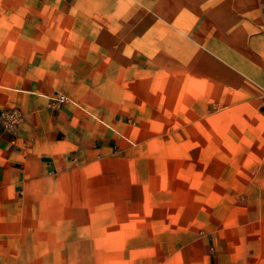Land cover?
Wrapping results in <instances>:
<instances>
[{
  "label": "rangeland",
  "instance_id": "rangeland-1",
  "mask_svg": "<svg viewBox=\"0 0 264 264\" xmlns=\"http://www.w3.org/2000/svg\"><path fill=\"white\" fill-rule=\"evenodd\" d=\"M131 1L147 15L111 31L49 1L0 0V76L58 82L85 57L94 73L65 101L100 130L49 152L57 167L22 191L0 183V264H264V36L241 46L235 25L206 21L213 1L172 16ZM14 108L17 123L2 114ZM30 115L0 94V141Z\"/></svg>",
  "mask_w": 264,
  "mask_h": 264
},
{
  "label": "crops",
  "instance_id": "crops-1",
  "mask_svg": "<svg viewBox=\"0 0 264 264\" xmlns=\"http://www.w3.org/2000/svg\"><path fill=\"white\" fill-rule=\"evenodd\" d=\"M50 6H57L66 15H86L95 17L93 21L105 27L114 25L115 17L119 15L146 16L147 12L131 0H43ZM140 4L150 0H137ZM215 2L219 11L217 18L206 21L211 24L235 25L229 28L237 31L243 42L241 46H253L264 36V0H154L156 15H174L173 9H202ZM165 5V6H164ZM170 9V11H166ZM165 10V11H164ZM199 14V12H186ZM263 21V30L261 26ZM139 25L140 23L137 22ZM112 31V30H111ZM261 35L257 33L262 32ZM76 46V45H75ZM79 46V45H78ZM81 46V45H80ZM70 65L64 69V75L58 82L46 77H40L36 72L26 76L19 75L16 70L0 76V94L5 95L9 105L20 104L31 113L29 126L23 129L15 144H11L9 135L0 141V183L13 191H22L36 178L49 175L58 165V161L47 157L51 151L73 152L77 147H83L99 137L98 123L85 114L73 101L52 103V96L62 92L69 97L80 91L79 83L94 73L92 62L83 56L66 59ZM3 80H8L10 88L6 91ZM92 90V89H91ZM17 91H22L18 93ZM4 92V93H3ZM53 106V107H52ZM56 108L57 110H52ZM64 143L59 148L60 134Z\"/></svg>",
  "mask_w": 264,
  "mask_h": 264
},
{
  "label": "built area",
  "instance_id": "built-area-1",
  "mask_svg": "<svg viewBox=\"0 0 264 264\" xmlns=\"http://www.w3.org/2000/svg\"><path fill=\"white\" fill-rule=\"evenodd\" d=\"M52 99L53 100H56V101H65L67 99H69V96L62 93V92H57L56 95L52 96ZM5 113H8L9 117L11 118V120L14 122V123H17L19 122L21 119H23V114L22 112L17 109V108H14L13 110H10L8 112H5L3 111L2 114L4 115Z\"/></svg>",
  "mask_w": 264,
  "mask_h": 264
}]
</instances>
